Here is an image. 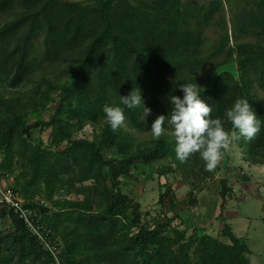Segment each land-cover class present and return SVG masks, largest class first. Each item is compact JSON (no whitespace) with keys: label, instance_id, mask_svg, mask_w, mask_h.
Wrapping results in <instances>:
<instances>
[{"label":"trees","instance_id":"obj_1","mask_svg":"<svg viewBox=\"0 0 264 264\" xmlns=\"http://www.w3.org/2000/svg\"><path fill=\"white\" fill-rule=\"evenodd\" d=\"M242 2L225 19L222 0H0V170L24 201L49 202L35 207L36 224L59 243L53 257L0 209L12 227L0 233V264H250L225 224L226 242L181 227L168 235L173 209H194L198 192L219 186V168L206 171L199 153L176 157L168 121L181 85L200 86L211 118L227 130L226 110L247 99L261 130L236 144L244 162L264 165V0ZM137 88L151 114L144 121L142 107L124 108L113 132L104 106L124 107L121 97ZM159 115L165 134L157 140L151 124ZM163 160L158 175L179 177L191 191L177 200L169 183L160 185L158 212L172 216L143 221L122 188L139 167Z\"/></svg>","mask_w":264,"mask_h":264},{"label":"rangeland","instance_id":"obj_2","mask_svg":"<svg viewBox=\"0 0 264 264\" xmlns=\"http://www.w3.org/2000/svg\"><path fill=\"white\" fill-rule=\"evenodd\" d=\"M197 1L202 3L208 0ZM222 2L224 4L222 14L225 19L236 14L238 10L237 2L243 4L242 0H222ZM245 9L246 6L242 5L239 12H243ZM232 23L233 21L230 24L232 25ZM205 35L210 43L214 42L216 39V34L213 30L206 31ZM32 80H28L23 86L28 87V84ZM89 132V129L86 128L83 131V135L88 137ZM43 138L45 139L44 136ZM241 157V151L237 147L236 142H234L230 148L224 152L223 159L218 165L219 172L216 175V179L227 180L226 187L228 188L225 203L222 206H220V204L218 206L219 211H221V219L219 217V219L207 220L206 223H208L209 226H205L204 222H199V217L202 218L209 209L213 210V208L216 207L213 190H215V197L220 201V190L215 179L214 184L213 181L208 183L209 185L207 184L204 189L197 193L196 196L199 203L194 209H186L185 207L180 208L181 206L177 207V210L173 209L172 213L181 211V214L179 218L177 217V219L173 221L175 224L172 223L171 226H169L168 235H171L173 233V228L176 227L186 228V235H189L191 230L195 228L199 232L198 235L204 233L226 242L225 238L220 237L221 227L225 224L230 228L231 233L236 238H239L245 243L248 249L247 260L249 263L264 264V165H254L249 162H244ZM168 161L169 160L156 162L150 169L143 166L139 167L134 173V178L128 181L122 188L124 193L130 195L139 203L140 214L143 221L149 220V218L152 219L156 216H158L161 221H164L165 218L172 216L164 210V213L161 211L162 214L158 212L159 208L156 203L158 194L164 190L163 188L159 190L160 185L162 186L164 183H169L177 200H181L187 192L191 191L187 185L181 184L179 177L177 178L170 174L166 176L158 175V170H161L159 167H164ZM244 188L246 189L244 191L245 197L241 194L240 190ZM193 191L195 190H192V193L195 194ZM41 198L44 199L46 205L49 206V202L46 201L45 198ZM158 213L160 215H158ZM146 214H149L147 215L148 217H146ZM4 221L0 222V231L8 229V223ZM54 264L57 263L55 262Z\"/></svg>","mask_w":264,"mask_h":264},{"label":"clouds","instance_id":"obj_3","mask_svg":"<svg viewBox=\"0 0 264 264\" xmlns=\"http://www.w3.org/2000/svg\"><path fill=\"white\" fill-rule=\"evenodd\" d=\"M183 98L172 96L170 102L169 124L175 138V154L181 162H186L194 154L199 153L205 162V170L215 171L223 159L224 152L242 137L252 140L261 130V120L254 113L248 100L237 98L226 110L227 121L231 130L225 128L224 119L211 118L212 108L201 98V87L196 83H185L180 86ZM124 107L105 105L103 111L111 130L116 132L125 122L124 108H143V120L151 114L144 106L141 91L137 88L120 99ZM166 116L159 115L151 124L154 139L165 134Z\"/></svg>","mask_w":264,"mask_h":264},{"label":"built area","instance_id":"obj_4","mask_svg":"<svg viewBox=\"0 0 264 264\" xmlns=\"http://www.w3.org/2000/svg\"><path fill=\"white\" fill-rule=\"evenodd\" d=\"M9 175L0 170V209L6 212H12L22 222L25 223L29 230V233L38 239V242L43 244L44 248L55 257V253L58 250L59 243L56 239H44L40 233V227L36 224V220H39V214L36 212L35 207H47L44 199L39 197L31 198L28 201H24L21 196L13 193L11 186L9 185ZM4 222L8 223L7 230H1L2 232L11 231V223L8 220Z\"/></svg>","mask_w":264,"mask_h":264},{"label":"crops","instance_id":"obj_5","mask_svg":"<svg viewBox=\"0 0 264 264\" xmlns=\"http://www.w3.org/2000/svg\"><path fill=\"white\" fill-rule=\"evenodd\" d=\"M217 177H215V179H216ZM220 180V179H219ZM241 190V194L242 195H244V197H245V194H244V191L246 190L245 188L244 189H240ZM214 192H215V190H213ZM213 192V195H214V203H215V205H216V207L215 208H213V210H211V209H209L207 212H206V215L204 214V216L202 217V218H200L199 217V222H204V225L205 226H209V224L208 223H206L207 222V220H209V221H211V220H214V219H216V218H218L219 219V217H220V219H221V211H219V204H220V201L219 200H217V198L215 197V193ZM216 201H218V202H216ZM224 203H225V201H224ZM177 210V209H176ZM176 213H178L177 215H178V217H179V215L181 214V211H179V212H176ZM206 220V221H205ZM222 228V227H221ZM195 229V228H194ZM196 230V229H195ZM200 231V230H199ZM197 232H198V230H197ZM201 233V232H200ZM201 234H204V233H201Z\"/></svg>","mask_w":264,"mask_h":264},{"label":"water","instance_id":"obj_6","mask_svg":"<svg viewBox=\"0 0 264 264\" xmlns=\"http://www.w3.org/2000/svg\"><path fill=\"white\" fill-rule=\"evenodd\" d=\"M219 199H220V206L224 204L225 201V192H226V181L225 179L219 180Z\"/></svg>","mask_w":264,"mask_h":264}]
</instances>
